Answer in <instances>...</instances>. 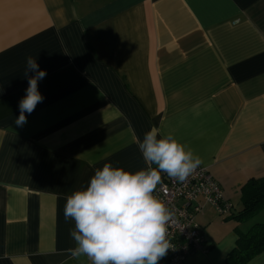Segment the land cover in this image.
Masks as SVG:
<instances>
[{
	"label": "crops",
	"instance_id": "1",
	"mask_svg": "<svg viewBox=\"0 0 264 264\" xmlns=\"http://www.w3.org/2000/svg\"><path fill=\"white\" fill-rule=\"evenodd\" d=\"M29 57L44 100L20 126ZM152 128L199 156L233 206L196 215L207 252L183 264H225L237 231L264 223L234 219L264 178V0H0V264H90L68 252L66 198L105 163L146 169Z\"/></svg>",
	"mask_w": 264,
	"mask_h": 264
},
{
	"label": "clouds",
	"instance_id": "2",
	"mask_svg": "<svg viewBox=\"0 0 264 264\" xmlns=\"http://www.w3.org/2000/svg\"><path fill=\"white\" fill-rule=\"evenodd\" d=\"M29 70L35 75L28 79L26 95L19 102L20 126L27 122L25 113L31 114L44 100L38 82L47 73L31 57L26 75ZM138 148L146 169L133 173L105 163L86 188L66 198L65 221L75 222L70 230L76 243L68 249L71 258L86 256L90 264H158L173 248L167 239L173 212L154 192L161 173L183 183L202 160L171 133L161 135L156 128L145 133Z\"/></svg>",
	"mask_w": 264,
	"mask_h": 264
},
{
	"label": "built area",
	"instance_id": "3",
	"mask_svg": "<svg viewBox=\"0 0 264 264\" xmlns=\"http://www.w3.org/2000/svg\"><path fill=\"white\" fill-rule=\"evenodd\" d=\"M154 195L173 212L167 236L173 248L164 257L166 264H183L188 255L207 252L203 235L195 223L196 215L205 206L212 207L220 216L233 213V206L225 199L218 183L200 166L183 183L164 178Z\"/></svg>",
	"mask_w": 264,
	"mask_h": 264
},
{
	"label": "trees",
	"instance_id": "4",
	"mask_svg": "<svg viewBox=\"0 0 264 264\" xmlns=\"http://www.w3.org/2000/svg\"><path fill=\"white\" fill-rule=\"evenodd\" d=\"M264 212V178L250 180L241 194V210L234 219L248 220ZM264 252V223L251 225L246 231H237L234 248L227 254L225 264H247Z\"/></svg>",
	"mask_w": 264,
	"mask_h": 264
}]
</instances>
